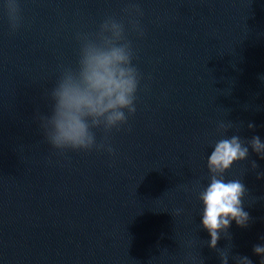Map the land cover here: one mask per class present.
<instances>
[{"label":"water","instance_id":"water-1","mask_svg":"<svg viewBox=\"0 0 264 264\" xmlns=\"http://www.w3.org/2000/svg\"><path fill=\"white\" fill-rule=\"evenodd\" d=\"M136 2L144 35L129 38L143 79L136 113L107 133L113 153L54 149L35 115L49 112L60 66L75 63L74 34L121 19L125 0H21L15 32L0 12V264H180L190 238L205 264H220L192 189L206 182L210 141L264 140V0ZM220 121L234 127L218 131ZM260 170L249 149L226 175L264 197ZM244 207L249 225L228 229L232 254L259 264L264 199ZM228 244L222 235L217 247Z\"/></svg>","mask_w":264,"mask_h":264},{"label":"clouds","instance_id":"clouds-1","mask_svg":"<svg viewBox=\"0 0 264 264\" xmlns=\"http://www.w3.org/2000/svg\"><path fill=\"white\" fill-rule=\"evenodd\" d=\"M0 12L6 15L13 32L24 22L21 0H0ZM122 12L121 19L107 16L94 31L74 34L78 42L75 63L60 66L53 87L46 92L50 100L49 112L37 110L35 115L44 138L54 149L61 152L96 149L113 153L115 150L108 142L107 133L119 130L137 111L143 74L133 62L135 49L129 33L137 37L144 35V13L136 0H125ZM261 79L264 80V75ZM255 126L253 122L247 125L249 129ZM233 127L232 121H220L217 126L218 131L223 132ZM97 129L105 133L99 142ZM209 146L206 182L197 181L192 189L200 205V226L210 237L208 247L216 250L220 264H229L230 256L235 264H254L247 255L232 254L228 229L233 221L239 227L249 225L251 216L244 207L246 198L252 203L264 197H249L243 174L229 177L226 173L235 162L247 159L249 149L264 159V140L259 135L244 139L238 134L221 135L210 141ZM250 163L252 169L259 167L255 160ZM256 177L264 179V170L257 171ZM182 211L177 208L174 215ZM222 235L229 244L218 248L217 242ZM260 240L262 242L254 244L252 251L259 257V264H264V235ZM194 244L191 238L183 242L186 251L180 264H205L204 257L193 253Z\"/></svg>","mask_w":264,"mask_h":264}]
</instances>
